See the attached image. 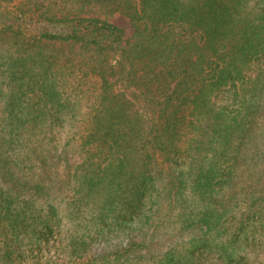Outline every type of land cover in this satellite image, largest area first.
<instances>
[{"label": "trees", "instance_id": "16d2710c", "mask_svg": "<svg viewBox=\"0 0 264 264\" xmlns=\"http://www.w3.org/2000/svg\"><path fill=\"white\" fill-rule=\"evenodd\" d=\"M0 264H264V0H0Z\"/></svg>", "mask_w": 264, "mask_h": 264}, {"label": "rangeland", "instance_id": "374dc122", "mask_svg": "<svg viewBox=\"0 0 264 264\" xmlns=\"http://www.w3.org/2000/svg\"><path fill=\"white\" fill-rule=\"evenodd\" d=\"M107 20L115 24L119 28H122L124 30L125 38H129L131 36L132 29L130 27L128 20L124 16L116 13L114 15L107 17Z\"/></svg>", "mask_w": 264, "mask_h": 264}]
</instances>
